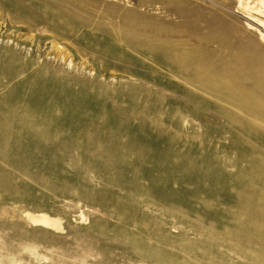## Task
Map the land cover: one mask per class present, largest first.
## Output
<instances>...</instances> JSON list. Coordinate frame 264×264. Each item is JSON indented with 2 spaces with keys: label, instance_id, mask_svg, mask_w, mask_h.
<instances>
[{
  "label": "rangeland",
  "instance_id": "1",
  "mask_svg": "<svg viewBox=\"0 0 264 264\" xmlns=\"http://www.w3.org/2000/svg\"><path fill=\"white\" fill-rule=\"evenodd\" d=\"M258 20V0H0V264H264Z\"/></svg>",
  "mask_w": 264,
  "mask_h": 264
},
{
  "label": "bare ground",
  "instance_id": "2",
  "mask_svg": "<svg viewBox=\"0 0 264 264\" xmlns=\"http://www.w3.org/2000/svg\"><path fill=\"white\" fill-rule=\"evenodd\" d=\"M259 1V4H260V6H261V8H263V12H264V1L263 0H258ZM245 7L246 8H248V3L247 4H245ZM259 21V25L263 28V30H264V21L263 20H258ZM249 28H253L251 25H249L248 26ZM217 29V28H216ZM212 32H214V31H212ZM260 37H264V34L263 33H259L258 34ZM248 46V45H247ZM202 47V46H201ZM148 48V47H147ZM253 50V49H252ZM257 55V54H256ZM243 59V58H242ZM241 59V60H242ZM248 62V61H247ZM258 71V70H257ZM251 72H253L252 70H251ZM261 72V71H260ZM244 73V72H243ZM249 74V73H248ZM264 74V73H263ZM254 75V74H253ZM261 77V76H260ZM258 79H259V77H257ZM262 78V77H261ZM263 79V78H262ZM252 81V80H251ZM259 81V80H258ZM250 82V81H249ZM247 83V82H246ZM262 83H264V82H262ZM253 84V83H252ZM258 90V89H257ZM262 91V90H261ZM260 92V91H259ZM261 93V92H260ZM261 95H262V93H261ZM258 101V100H257ZM254 104V103H253ZM255 112V111H254ZM258 113V112H257ZM250 115H251V113H250ZM263 115H264V113H263ZM259 117V116H258ZM29 215V214H28ZM29 217V220L31 221V222H33V223H36V224H41V225H44V226H48V227H55V228H58V226H59V223L56 221V220H52V219H50V218H48V217H46V215L44 216V215H36L35 216V214H31V215H29L28 216ZM54 228V229H55ZM250 241V240H249Z\"/></svg>",
  "mask_w": 264,
  "mask_h": 264
}]
</instances>
